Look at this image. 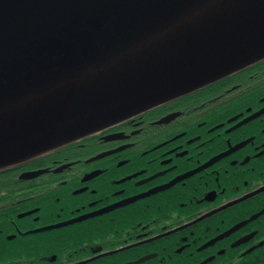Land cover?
Masks as SVG:
<instances>
[{"label":"flooded vegetation","instance_id":"af4514ba","mask_svg":"<svg viewBox=\"0 0 264 264\" xmlns=\"http://www.w3.org/2000/svg\"><path fill=\"white\" fill-rule=\"evenodd\" d=\"M0 264H264V57L1 170Z\"/></svg>","mask_w":264,"mask_h":264},{"label":"water","instance_id":"95a60500","mask_svg":"<svg viewBox=\"0 0 264 264\" xmlns=\"http://www.w3.org/2000/svg\"><path fill=\"white\" fill-rule=\"evenodd\" d=\"M263 57L264 0H0V171Z\"/></svg>","mask_w":264,"mask_h":264},{"label":"trees","instance_id":"16d2710c","mask_svg":"<svg viewBox=\"0 0 264 264\" xmlns=\"http://www.w3.org/2000/svg\"><path fill=\"white\" fill-rule=\"evenodd\" d=\"M26 163H27V162H26ZM23 164H24V163H23ZM23 164H17V165H15V166L10 167V168L20 167V166H22Z\"/></svg>","mask_w":264,"mask_h":264}]
</instances>
